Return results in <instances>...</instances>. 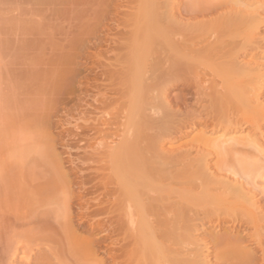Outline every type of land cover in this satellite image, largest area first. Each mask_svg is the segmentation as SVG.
Listing matches in <instances>:
<instances>
[{
  "label": "bare ground",
  "instance_id": "bare-ground-1",
  "mask_svg": "<svg viewBox=\"0 0 264 264\" xmlns=\"http://www.w3.org/2000/svg\"><path fill=\"white\" fill-rule=\"evenodd\" d=\"M72 1V4L76 1L78 5V0ZM98 1L95 3L92 0L90 7L98 5L103 0ZM116 1L122 8H132L134 2L136 7L134 12L131 11L133 13L130 17L127 16L130 13L125 14L126 16L121 13L123 16L121 20L116 17L119 22H113V24L115 27L116 25L118 28L121 27L119 29L122 30L114 32L116 35L113 36L114 34L108 32L111 31L108 28L103 42H106V46L110 43L119 46L121 39L128 40L126 44L125 40L120 42L124 43L125 48H129L127 52H130L131 56L126 52V55L130 57L129 60L126 58L129 65L127 66L126 62L123 64V60L121 63L129 69L130 73L127 72L129 78L131 73L132 76L135 74L134 77L143 76L142 83L137 82L144 89L140 86V91H143L140 92L138 87L134 86L135 92L138 93L130 94L128 96V98L131 97L130 103L126 99V103L123 104L124 106L128 104V108L125 107L122 111L128 109V112L124 111V113L130 115L127 114L129 118H126L127 115L122 112V117L124 115L127 119H124L125 124L122 121L123 133L116 137L106 135L104 139L99 140L100 142L94 141L97 136L95 131L90 133V135L96 134L94 138L92 137L93 142L96 143V149H92L91 146L92 154L88 150L90 155H86L84 160L80 159L81 156L77 157L78 161L82 160L75 166V171L80 173L78 177H82L84 170L87 172L89 170L90 175L86 174L84 181L90 185L94 184L92 190L87 192L91 196L84 198L86 193L77 195L79 196L77 201L83 205L81 209L78 208L81 218L83 216L88 218L90 223L101 224L103 231L107 232L110 250H108V258L111 264H264V204H262L264 202L256 198L257 192L264 195V138L261 130V124H264L262 123L264 122V103L261 99L264 92V64H258L251 59L252 57L250 61L248 59V62L241 57L246 52L247 54L249 52L250 56H256L264 48V37L259 35L260 27L264 25V0H185L182 4L178 0ZM84 3L86 2L80 0L79 5L83 7ZM75 4L73 8L70 7L72 10L76 8ZM105 6L101 7L102 10ZM90 7L85 5V11L84 8L79 7L77 15L83 16L84 12L89 11L88 14L92 13V16L94 14L96 17L97 13H93L95 10ZM81 9L84 12H80ZM116 10L119 12L118 8ZM103 12H98L100 15L98 23ZM107 13L108 11L105 13L106 16ZM86 14L85 17L90 16ZM121 15L119 14L118 17ZM126 27L131 29L127 30ZM82 34L85 35V33ZM116 37L119 40L115 39ZM123 51H125L124 48ZM260 52V56L261 54L264 56V49ZM141 54L142 57L148 56L145 66L138 63L136 59L139 55L141 57ZM193 60L207 62L211 75L215 74V78H221L222 81L218 82L220 84L216 83L217 87L208 86L209 91L210 88L212 89L210 92L207 90L208 93L200 94L198 91L195 93H198V97L195 96L196 99L200 100L203 97L201 101L205 100L207 103V105L204 102L199 103L202 105V110L184 113L186 117L195 115L193 117H197L198 122H203L204 127L210 124V134L203 127H199L190 140L189 147L164 150V136L169 137L174 131L182 136L186 133L182 131V128L188 125L190 128L195 127L194 123L197 122H193L194 118L193 121L188 120L189 123H184L185 121L181 119L182 122L177 113L167 109L169 103L164 98L169 87L167 85L185 81L184 77L188 75L190 77L191 73L197 75V71L195 73L191 68L192 65L195 68L197 64L192 63ZM121 63H119L120 66ZM190 63L192 65H189ZM204 65L206 64L199 66L202 69L201 74L204 72ZM139 66L142 69L138 68ZM120 70L123 75V70ZM125 73L123 76L127 75ZM146 80H149L150 84ZM187 80L186 78L183 83L185 84ZM193 82L196 83V81ZM202 86L204 87V84ZM197 87L200 85L198 84ZM100 95L98 96L101 99L103 95ZM104 98L102 99L106 105ZM103 101H99L101 106ZM147 111L151 114L145 113ZM96 117L99 120L101 115ZM102 117L101 120L104 122L93 120L103 122L101 125L107 124L108 119ZM38 121L26 124L32 126L27 128V132L31 133L32 137L34 136L32 132H35V135L38 132L45 134L42 129L44 125L46 128V124L41 128V125L39 127L37 124ZM126 123H129L128 126ZM26 125L24 124V129ZM93 125H90L91 129ZM246 128L248 130L243 133ZM91 129L90 131L97 130V126ZM130 133H135L136 137ZM23 134L20 139L25 141L27 135L23 136ZM44 136H40L41 140ZM131 136L134 139H131ZM88 137L90 138L87 139L92 141L91 136ZM45 144L46 142L32 147L28 145L29 148L21 144L24 148L20 146L22 149L17 153L15 151L16 154L14 153L13 156L16 159L11 158L15 162V164L10 162L11 176L9 173L8 178L0 176L3 178L0 182L3 185L10 183L16 191L14 202L13 197H11L12 200L9 198L15 205H13L14 208L8 207L14 209L13 216L10 218L24 219L31 213L41 216L46 209L39 210L40 213H38L39 205L56 204L58 206L56 208L52 205L53 208H50L54 209L53 211L45 212L41 219L40 216L37 217L34 224L36 227L32 226L31 230L27 228L28 232L25 230L27 235L23 237L30 244L29 248L25 245L27 243H23L25 240L22 236L16 235L15 238L16 233L11 232L13 236L10 235L12 236L10 243L8 239L6 246L0 248L3 249L0 250L3 251L0 256L7 264H44L53 261L52 259L59 260V264H103L102 258L92 257L89 243L77 238L70 229L67 211L73 194L68 191L69 182L63 175L65 172L62 171L61 158L57 157L58 153L57 155L50 153L51 147L47 149ZM10 151H7L8 156ZM211 157L216 158L212 167L209 161ZM85 159L88 161L90 159L89 162L95 165H89L88 161L87 164ZM70 162L72 165L76 163L73 159ZM83 164H87L88 167L84 165L85 168L82 169ZM6 165L8 166V163ZM37 168L41 169L40 172L36 171ZM82 179H80L81 182L79 181L82 184L81 187L85 184ZM6 181L9 183H3ZM5 195L7 193L3 188L0 190V196ZM9 196L0 198L4 200L3 202L9 203V199H4ZM3 202H0V211L2 207L8 205ZM34 204L37 206L35 207ZM90 206L94 208L90 210ZM5 209L7 211V208ZM31 209L34 211L32 212ZM1 213L3 214L2 211ZM1 213L0 219L8 220ZM4 213L7 215L6 212ZM34 215L33 217L36 218ZM34 218L31 216L29 220L32 219L34 223ZM50 218L56 221V226L51 223ZM6 223L8 224V221ZM225 223L230 230H226L221 236L210 232L207 239L198 236L207 224L221 227ZM2 226L0 224L3 230ZM232 230L236 232V235L231 233ZM18 237L20 242L23 239L21 243L24 245L20 246ZM33 251L34 253H30ZM66 254H69L74 262L67 263Z\"/></svg>",
  "mask_w": 264,
  "mask_h": 264
},
{
  "label": "rangeland",
  "instance_id": "rangeland-1",
  "mask_svg": "<svg viewBox=\"0 0 264 264\" xmlns=\"http://www.w3.org/2000/svg\"><path fill=\"white\" fill-rule=\"evenodd\" d=\"M78 1L80 2V0ZM84 1L86 2L84 4L90 7L92 6L91 4L93 2L96 3L98 0L96 1L93 0V2L92 0L91 1L83 0V2ZM88 1L91 3H89ZM178 1L180 4H182V2H185V0H178ZM72 2H73L72 0L71 2L70 0L68 2H66V0H0V170H1L0 176L5 178L7 177L8 173L10 175L11 165L13 163L15 164V162L11 158L14 156L15 151L17 153L20 149H22L20 148V146L23 147L21 144H25V148L26 146L29 148V146L32 147L33 145H39L42 142L44 144L46 142L45 148L51 147L52 150H50V153H54L56 155L58 153L59 156L57 155V157L61 158L62 171L65 172L63 173V175L66 177V181L69 182L68 191L73 194V197L70 198L71 203L69 204V210L67 211L68 213L67 220H68L70 229L74 232L77 238L79 237V239H82L89 243L92 249L93 258L95 259L102 258L103 264H111V260L108 258L109 240L106 237L107 232L105 231L106 232L105 234L101 224L97 225V223L95 222L90 223L89 219L83 216L81 218V215H80L81 213H80V210L78 209V208L81 209V206L83 205L80 204L79 201H77L79 197L77 195H79L80 193L84 195L86 193L84 198L91 196V194L87 192H90L92 190V185L94 184L92 182H89V183H92L90 185L88 184V182L84 181L86 174L88 176L90 175V171L88 170L87 172L84 170L85 171L84 172L82 170L83 171L82 173L85 174V176L81 173L82 174L81 178H83L82 180H83V183L85 184L83 185V187H81L82 186V184L80 183L81 178L78 177V174L80 173L77 170L75 171V166L79 164L78 163L79 161H82L80 159L84 160L86 155H90V153L92 154L93 150L91 151L90 149L91 146H92V149H96V143L93 142V138L96 136V134H97V136L95 137L96 139L94 138L95 142L101 139H104L106 135L109 137L110 136L116 137L119 134L123 133L121 130L124 127L123 122L125 124L124 115L128 114V113L126 114L124 113V111L128 112L127 111L128 109L127 110L125 109L124 111H122L123 108L125 107L128 108V104H126V106H124L123 104L126 103L125 102L126 99L128 102V100L131 98V97L128 98L130 94L133 95L134 93H138V92H135V89L137 87H138L137 89H139L141 86V89L142 88L144 89V87H142V85H139L137 82V81H140L139 83L141 84L142 83L141 80L143 79L142 78L143 76L140 75L141 77L140 79L138 75L134 77L135 74L132 76V73H131V76L129 78L130 72L128 71L129 69H127L126 67L129 65V64L127 65V61L129 60L130 57L127 55L128 54L130 55V52L128 53L127 50L129 51V48L126 47L127 48L126 49L123 45L127 39L126 40L124 38L121 39L122 41L125 40L124 43L120 42L121 40L119 41L120 47L117 45L119 48L113 43H110L109 45L107 44L108 46L107 47L106 42L105 43L103 42L105 41L104 39L105 31L108 28L111 30L108 32H111L112 35L114 34L113 36L116 35L115 33L120 32L122 30V29H119L121 27L118 28V26L116 25V27L118 28L117 29L115 27V24H113V22L118 23L119 22L118 19L120 20L123 19L122 15H125V14L127 15L130 13V15H127L130 17L131 14L135 10L134 7H136V4L134 2V5H133L134 7L132 8L130 7L131 8L130 9V8H122L118 6L119 4H117L118 1L116 0H108L107 1L108 3L106 2V0L105 2L103 0L98 5L95 4L92 7L95 10L93 13H97V16H99V17L97 16L95 17L94 14L92 16V13L91 15L88 14L89 11L84 12L85 5L82 7L81 4L79 5V2L77 5L76 1L74 3H76L75 5L77 6L76 8L72 10L70 8L71 6L72 8L74 6V3L72 4ZM107 4L109 5V7ZM99 5L100 7H98ZM103 6H105L106 8L108 7V8L106 9L104 7L102 10L101 7ZM79 7L84 8V11L81 9L80 12L83 11L85 14L87 13L86 15H90V16L85 17V14H83V16L82 14H79L81 15V17H78L79 15H77V13H79V9H80ZM119 7L122 9H120ZM116 8H118L119 12L116 10ZM103 11H105V13L108 11L107 16ZM131 11L133 12L131 13ZM98 12H103V16L101 17V20H99V23H98V18H100V15L98 14ZM119 14L122 16V17L119 16L121 18L118 17ZM108 15L109 16L111 15V16L109 17ZM82 17H85V18H82ZM89 18H91V20ZM110 18H112L113 20L112 19L110 20ZM108 19L110 20V22ZM85 23L88 24V26H86ZM130 25L132 26V24ZM131 28H133V26ZM131 28L126 27L127 30ZM82 33H85V35ZM259 35L264 37V25L260 27ZM115 39H118V38L116 37ZM109 48H110V51H109ZM123 48L125 51H123ZM262 49L260 51H262ZM126 52H127V55H126ZM259 52L256 54V56H250L249 52L248 54L246 52L241 57H244L245 59L243 60L245 61L247 59V62H248V59L250 61V58L252 57L251 59L253 61L255 60V62H257L258 64L261 63L262 65L264 64V56L263 54H261L262 56L261 57L260 56L261 52L260 53ZM124 53L126 57L124 56ZM126 58H128V60ZM136 59H138L139 61V62L137 61L138 63H140L142 66L143 65L145 66L147 64L146 61H148V56L144 55L142 57V54H141V57L139 55ZM122 60H123V64L124 62H126L125 63L127 65L126 67H124L125 65L121 63ZM194 62L198 64V65L195 64L194 66L195 68H193V65H192V63ZM119 63L122 64L121 65L122 67L120 66ZM192 63H190L189 65H192L191 68L194 70V72L197 71V75H200L202 72V69L199 68V66L202 67L201 65L203 63L206 64L203 67V71H204L202 73L203 75L201 74L200 76H197V75L195 76L193 75V73H191L192 75L190 77H188L189 75L187 77L186 76L184 77L185 81H186V78L188 79L185 84L183 83L185 81H180V82L178 81L179 83L176 82L174 85H167L169 87L167 88L166 90L167 92H165V95H164L165 101L167 100V102L169 103L167 109L177 113L178 117H180V120L182 119L183 121H185L184 123H189L190 121H193V118H194L193 116H195V115L192 116V114L191 115L188 114L189 117H186L185 114L187 113L185 112L191 111L192 113H194V110L198 111L199 109L202 108V105L201 104L199 105V103H202V102L206 103L205 100L201 101L203 99L202 96L200 100H198V98L196 99L195 96L198 93L200 94L208 93L209 91V88H207L208 86L210 87L213 85V87L211 88H214L218 86L217 84H220L222 82L220 80L221 78L220 79L215 78L216 76L215 74L212 73L213 75H211L210 73L211 71H210V68L208 67L207 62L203 61V63H201L200 60H197V61L193 60ZM105 64L107 66H105ZM140 67L141 66H139L138 68ZM196 67L198 69H196ZM120 69L123 70L122 71L123 75L125 72H126L125 74H127V72L129 73L126 76H123L120 72L121 71ZM140 69H142V67ZM108 70H111V71H108ZM109 72H111L112 74ZM191 77H194L193 78L194 80ZM191 80L192 82L196 81V83L193 82L195 83V85L191 82ZM146 81L149 82V80H146ZM136 82L138 86L135 84ZM132 84H135V85H132ZM148 84H150V82ZM198 84L200 85V87H197ZM203 84H204V87L203 86L201 87V85ZM186 86L189 87L190 89L187 88ZM211 88H210V91L212 90ZM141 89H139V91ZM197 91L198 93L195 94ZM140 92H143V91H140ZM100 94L103 95L102 98L105 97L104 99L106 100L105 101L106 105L104 104L103 99L99 98L98 95ZM178 99L180 101H178ZM261 99L264 103V92L261 95ZM101 100L103 101L101 102V104H103L102 106L104 107H102L99 104V101ZM149 100L151 101V99ZM129 103H130V100H129ZM95 108L96 110H94ZM100 108L102 109L100 110ZM94 112L96 113L94 114ZM122 112L124 113L123 117H122V114H123ZM148 112L149 111L145 113L151 114L150 112L149 113ZM97 115H101V117L102 115H104L103 117L108 119V120L105 119L107 121L106 122L107 124L101 125L104 122V120H101V117L100 119L99 118L98 119L103 122L102 123L97 122L99 121L96 119ZM128 115L125 117L129 118L130 115L129 116ZM196 118L197 117H195L193 121V122L197 121L196 123H194L195 127L190 128V125H188V127L186 126L182 128V131L186 132L184 135L181 136L180 134H177L174 131L172 135H170L169 137L164 136L163 138L164 150H168V151L178 150V149L185 148L187 146L189 147L188 144H191L190 140H192L193 135L196 133L199 127H203L204 130L208 134H210V130H209L210 124H207V126L204 127L203 126L204 123L200 121L198 122L199 119L196 120ZM93 119L97 120L95 122L98 125L95 124ZM37 120H39L37 123L39 124V127L41 125V128H42V125L46 124V128L44 125L43 126L44 129H42V131L44 130L45 134H43L42 132H38L35 135V132H32L33 135L36 136L35 137L36 140H35L33 138L34 136L32 137L31 136L32 134L27 132V128L32 127L31 126L32 122L36 123ZM92 120L94 123L92 122ZM128 121L130 122V119H128ZM27 123H31V124L28 126L26 125ZM24 124L28 126V127L25 126L26 129L23 128ZM91 124H94L93 125L94 127L97 126V130H93V126L91 129V126H90ZM87 125H89L90 127L88 128ZM130 128L131 127L129 126L128 129ZM90 129L93 131H90ZM247 130L248 129L246 128L243 133H245ZM261 130L263 131L262 136L264 138V124H261ZM94 131L96 132V134L90 135V133ZM130 131L131 129L129 130V132ZM150 131L152 130H149V132ZM152 132L150 134H152ZM23 133L26 134L28 137L24 135ZM22 134L23 136H26V138L24 139L25 141H23V139H20ZM132 134L130 133V135ZM134 134L132 136L136 137ZM42 135H45L44 138H42L43 140L46 138L45 141L41 140L40 136ZM87 135L91 136V138L93 137L91 139L92 141H89L90 139H87V138H90ZM29 136H31V138ZM132 136H131V139L132 138L134 139V137ZM37 139L39 142L37 141ZM64 139H65V142H64ZM48 145H51V146H48ZM65 146L67 147V149ZM82 146L83 147L85 146L84 147L85 149L84 148L82 149L81 148ZM47 149L46 151L48 152ZM8 150H11L9 153L10 154L9 156L11 157L7 155ZM88 150L90 153L88 152ZM30 156H33V154H30ZM80 156L81 158L78 161L77 157H80ZM15 159L16 158H14V160ZM72 159L77 164L73 162L74 165H72L70 162V160ZM215 160H216L215 157H211L209 159L211 167L215 163ZM6 161L8 163V166L6 165L7 164ZM87 161L88 159L87 160L85 159V162L88 164L90 159L88 162ZM10 162H12V164H10ZM91 163L89 165H95L94 163L92 164ZM87 164H83L82 169H84L85 167H88L86 166ZM5 167H7V169H5ZM80 168H81V165H80ZM40 170H38L37 168L36 171L40 172ZM11 173L13 172L11 171ZM2 177H0V181L3 179ZM3 183L8 184L9 182L6 181ZM0 184H1L0 185L1 187L3 184L1 182ZM8 185H3V187L1 188V189L4 188L6 190L7 195L0 196V197H6L10 195L8 198H4V199L7 200L13 197L12 199L14 202L15 196H16L15 188L11 185L14 188L13 189L10 186V183ZM4 186H7V187H4ZM6 188L8 189V192ZM33 190H35V188ZM8 193H11V194L8 195ZM258 194L260 193L257 192V197H256L257 200L260 202H264V195H261V194L258 195ZM10 199L8 200L9 203H7V202H3L4 200L0 198V202L2 201L4 204L6 203L8 204V205H5V207H2L1 211L3 212V214L0 211L3 217L5 216L4 218L8 219L6 221L5 220L2 221V218L0 219L1 220L0 224L4 226V227L2 226V228H4L3 230L0 228V230H2L0 231V248L6 246L8 239H9L8 242L10 243V240H11L10 238L13 236L12 235L13 233L11 232L16 233L14 234L15 238L17 236L19 237L22 236V238L25 240L23 241V243L24 242L27 243L26 238L23 236L27 235L26 231L27 232L29 231L27 228L30 229L32 226L36 227V225L34 224L37 220V217L40 216V215L35 216L33 213H31L29 214L30 216H26L28 219L26 217H24V219L22 218L17 219L14 217L10 218L13 216V211H14V209L13 210L9 209L10 207L12 208L14 205L11 202L12 199L11 200ZM9 204H12V205L9 206ZM35 204H38V203H35ZM35 204L34 206L36 207L37 205ZM52 205L53 206L55 205V207L58 206L56 204H43L42 206L39 205L40 207H37L38 208L37 211L39 210L43 211L44 209H46L44 213L45 212L47 213L50 210L53 211L54 209H51L53 208ZM35 207L31 206V208H35ZM3 208L4 209L7 208V211L6 209L5 211H3L4 210ZM93 208L94 206H90L89 209L91 210ZM33 211L34 209L32 210V212ZM40 211L38 213H40ZM263 211H264V208H263ZM4 212H6L7 215H4L5 214ZM44 213L43 212L41 213L42 217L40 216V219L43 218ZM32 214L36 218H34ZM35 214L37 213L35 212ZM31 216L32 218L35 219V221L33 219L34 223L32 222V219L29 220ZM212 218L214 219V217ZM11 219L14 220V222ZM9 220L11 223L9 222ZM7 221H8V224L6 223ZM4 222H5V225H4ZM51 223L56 226L55 220L52 219ZM12 228H14L13 231H12ZM23 230L24 232L22 233ZM226 230H230V228L228 227L226 223L223 224L221 227H214V225L207 224L204 230L198 233V236L203 237V238L205 237L207 239L210 233L213 235L215 234L217 236H221L223 232H225ZM239 232L241 233V230H239ZM239 232H237V234H239ZM231 233L233 235H236V232H234L233 230L231 231ZM19 237H18V241H19ZM12 240L14 241L13 238ZM21 242H20L21 245L19 243L18 245L20 246L24 245ZM25 245H27L29 248L30 244L27 243ZM0 250H3V249H0ZM213 252H214V249L212 253ZM2 253L3 251H0V255ZM30 253H34V251ZM65 258H66L67 263L74 262L72 261L73 259L69 256V254H66ZM52 260L53 261L51 262L53 263L51 262L49 263L59 264L60 262L59 260L57 261V259L55 260L52 259ZM3 261L4 260L0 256V264H7L6 261L4 262ZM46 263L49 264L48 262Z\"/></svg>",
  "mask_w": 264,
  "mask_h": 264
}]
</instances>
